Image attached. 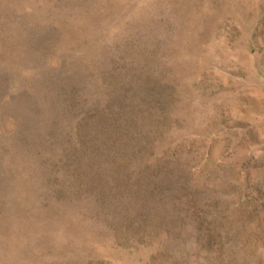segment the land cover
Listing matches in <instances>:
<instances>
[{
	"label": "rangeland",
	"instance_id": "obj_1",
	"mask_svg": "<svg viewBox=\"0 0 264 264\" xmlns=\"http://www.w3.org/2000/svg\"><path fill=\"white\" fill-rule=\"evenodd\" d=\"M0 264H264V0H0Z\"/></svg>",
	"mask_w": 264,
	"mask_h": 264
}]
</instances>
